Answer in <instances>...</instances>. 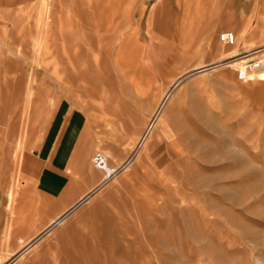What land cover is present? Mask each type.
Here are the masks:
<instances>
[{
  "label": "rangeland",
  "instance_id": "obj_1",
  "mask_svg": "<svg viewBox=\"0 0 264 264\" xmlns=\"http://www.w3.org/2000/svg\"><path fill=\"white\" fill-rule=\"evenodd\" d=\"M42 1L0 0V264H264V83L239 82L230 68L183 81L159 142L145 147L136 144L151 111L144 109V91L149 95L159 83L158 74L148 66L149 50L157 52L162 38L167 44L164 56L176 49L187 56L195 51L179 68L167 67L163 82L173 74L211 64L218 54L209 51L208 41L225 46L217 34L233 31L237 17L248 20V25L255 19L256 25L264 0L252 2L247 15L243 4L248 0H45L46 14H42L46 7ZM254 3L259 7L252 17ZM115 4L122 8L113 18L117 38L113 49L109 54L88 53L82 71H74L65 54L69 41L89 48L87 34L92 47L100 46L109 34L107 18L114 6L118 10ZM210 17L214 20L196 34V28ZM39 20L47 23L40 53L32 48L41 32ZM244 40L238 37L237 56L232 60L259 45ZM138 78L144 79L145 87L134 85L138 92L134 93L124 80L138 83ZM118 100L134 104L137 110L143 108L139 117L131 113L124 122L116 120V132L102 115L104 103L107 110L118 109ZM88 106L86 116L96 143L87 155L86 168L95 176L63 179L60 159L51 157L55 151L32 148L53 109L75 112ZM199 114L209 116L214 127L204 125ZM135 125L140 127L137 134ZM226 149L238 150L243 158H228ZM97 150L108 157L110 169L120 167L135 153L138 157L91 202L83 204L77 215L18 252L102 181L103 172L91 164ZM14 157L18 158L16 186L20 188V182L30 177H34L33 187L46 195L56 194L66 180L70 184L68 192L48 205L27 231H13L8 248H3ZM33 199L37 201L38 195ZM19 239L24 243L19 244ZM16 252L19 256L11 255Z\"/></svg>",
  "mask_w": 264,
  "mask_h": 264
},
{
  "label": "bare ground",
  "instance_id": "obj_2",
  "mask_svg": "<svg viewBox=\"0 0 264 264\" xmlns=\"http://www.w3.org/2000/svg\"><path fill=\"white\" fill-rule=\"evenodd\" d=\"M42 2H43V5L44 6L46 4V7H44V13L42 11V14H46L47 1L43 0ZM116 6L118 7V10H117V8H114L115 7L114 6L113 9L111 10L112 13L109 16L111 18H107V21H106L107 30L106 31H108L109 34L104 35L106 41L105 40L102 41V43H101L100 46H98V47H92L91 44L92 45H94V44L88 39L87 34L85 35V42H86L87 45L90 46L89 48L88 47L87 48L84 47L85 48L84 49V48L80 47L77 44V42L75 40H73V39H71V41H69V43H68L69 45L67 46L68 49L66 48L67 51L65 52V54L67 55L68 64L71 66V68L74 71H79V72L82 71V66L86 64L87 54L88 53H90V54L93 53L94 55L95 54H99V53L100 54L101 53L109 54L110 53V50L113 49V45H114V43H115V41L117 39L115 37V34H113V29H114V19L113 18H115V17L118 16V13H119L120 9L122 8L121 7L119 9L120 5H118V4ZM127 14H129V11L127 12ZM47 18H49V17H47ZM39 24L41 25V32L39 31L40 33L38 34V39L35 40V42L33 44V47H32L33 50H36L37 52H39V50L42 48L41 47V40L43 39L42 38V33H43V28H44V26L47 23L44 24L43 23V20H39ZM96 25H97V22H96ZM97 33H99V31ZM232 33L234 34V41H233V43L231 45H227V47H226V44H225V46L222 45V47L221 46L218 47L217 44H212L213 41L211 39L208 41L209 42V51L211 53H217L218 54L217 59L213 63L208 64V65H204L201 68H190L189 71H185L184 73H180L179 72L178 74H173V76L171 75L172 77H170L169 79H166V81H164V82H163V80H165L164 78H165V76H167V74H165L166 73V70H167V67L170 68V69H172V70H175V69L179 68L180 67V63L183 61V59L184 58H187V60H189V58H192L193 55H195V51H192L191 55L190 56H187V55H182L180 49L179 50L176 49L173 55H171V56H164V53H165L164 50L167 48V44H166V41L163 40L162 38L160 39V47L161 48H159V50L157 49L158 50L157 52L160 51L159 52L160 55L157 54V52L155 51L154 48L149 50L148 57H147V59H148L147 61H148V64H149L148 66H149V68L152 69L151 71L156 72L158 74L159 83H158L157 86H152V89L150 90V94L149 95H147V92L144 91V93H145V95H144L145 96V99H144V102H145L144 103V109L146 110L147 107H150L151 108V111H150V115H149L147 121L144 123L145 124L144 131L140 135L138 141L136 142L137 145L140 144L141 147H145L146 145L149 146V144H150V146H152L155 142H159V140H160L159 134L160 135L162 134L161 133V128L165 125L166 118L170 115V111H171L174 103L176 102V100L178 99V97H179V95L181 93L180 85L183 83V81L185 82L186 80H189V79L193 78L194 76L195 77L196 76L198 77L199 75H203L204 76L206 74L212 73L213 71L216 72V70H218L220 68L236 69V67L240 64V60L242 58L232 60L235 56H237L236 55V42H237V39H238L236 33H234V31ZM123 34L124 33H121L120 35L123 36ZM74 35H75V33H74ZM116 36H118V34H116ZM69 38H71V36ZM102 39H103V37H102ZM90 42H91V44H90ZM47 48H50V47L48 46ZM257 48H258L257 49L258 50L257 53L256 54H252L250 56L259 55V56H261V57L264 58V44L263 45H259ZM48 51H49V49H48ZM161 51H164L163 54H162V56H161ZM49 54H50V52H49ZM103 60H105V63H106V59H103ZM96 63L98 65V62L97 61H96ZM104 66H105V64H104ZM102 67H103V64H102ZM106 67H107V65H106ZM101 70H103V69H101ZM101 70H99V71H101ZM105 70H106V68H105ZM84 76H86V74H84ZM108 76H109V74H108ZM70 79H72V78L70 77ZM85 80L86 79L85 78L83 79V75H82L81 85L83 84V82H84V84H86V81ZM93 80H95V79H93ZM91 81H90V83H91ZM247 81L249 83H255V84H257V83H264V63H263V65H262V67L260 69L254 71L252 73V76H251L250 80H247ZM72 83H73V81H72ZM82 87H83V85H82ZM189 87L192 88V87H194V85L193 84H190ZM84 88H83V90H84L83 92H87V90H85ZM148 89H150V88H148ZM158 91H159V94H158ZM27 102L28 103L30 102V92H28V94H27ZM104 105L106 106L105 108L107 110V105L105 103H104ZM104 105H103V107H104ZM130 114H131V112H130ZM142 115H141V117H142ZM136 116H132L131 115L130 117H136ZM138 117H136V118L139 119ZM197 117L207 127H214V124L215 123L213 124V122L211 121V118L209 116L199 114V115H197ZM119 120L121 121V119H119ZM137 121H134V122H137ZM140 124H142V122H140L139 125ZM130 125H131V123H130ZM118 126L120 127V125H118ZM135 126H134L133 132H134V134H137L138 133V128L140 130V127H138V126L135 127ZM141 128H142V125H141ZM132 135H133V133H132ZM164 136H165V134H164ZM18 144H19V142H18ZM19 154H17V157H18ZM135 155L136 156L134 158L131 157V156L128 157L127 160L125 162H123L122 165H120V167L118 166L119 171L115 175H117L119 172H125V171H127L133 165V162L135 160H137L136 158L138 157V154L135 153ZM149 155H150V157L152 156L151 154H149ZM224 155L227 156L228 158H234V159H239V160H241L243 158V155H241L238 152V150H235V149H231V150L230 149H226L225 152H224ZM17 157H14V158H16L15 159L16 160V162H15V166H16L15 167V175L13 174L14 177H15V178H13L14 181L12 179V181L14 183L12 185V188H11V186L8 187V188H10V190H8V192H7L8 193L7 194V206L5 204L6 209L8 211V218H7V222H6L7 225H6L5 231L3 230L4 232H2V233H4V236H3L4 238L2 237L4 239V244H3L4 247L3 248L7 247V244L9 245V241L11 240V236H12V232L13 231L16 234L17 233L18 234H23L25 231H27L26 229L27 228H30L31 227L30 225L33 224L34 222H36L38 220V217L41 216V214L43 213L44 209L48 205H50L56 198L60 197V195L65 190H66V192H68L67 191V188L69 187V184H70L69 183L70 181L68 182V180H66L64 182L65 184L64 183L61 184L60 191H57L56 194L54 193L52 195H46V194L41 193V191L40 192L37 191L36 188L33 187V182L32 181H33V178L34 177L33 178L30 177V179H29L28 182L21 181L20 184L23 187L20 188L19 186H16L17 183L19 182V181H17V177L19 175L18 174V169L19 168H18V163H17L18 162L17 161V159H18ZM105 157H106V166H107L108 170L111 171V170L117 169V168H115V169L111 168L110 169L109 168L110 166H108V164H109L108 163V157L107 156H105ZM20 167H21V164H20ZM88 174L91 175L90 177H94L95 176L94 175L95 173L92 170H90V169L88 170ZM103 175H104V172H103ZM115 175L110 179L111 181L115 177ZM49 179L54 180L53 177L52 178H49ZM56 179H58V178H56ZM106 183L99 182L98 184H96L92 188V190L89 191V192H92V194L88 193V194H90L89 196H86L85 198H83V197L81 198L80 197L81 199L76 200V202H74L73 204H71V206H69L61 214H59L52 221H50L49 224L47 226H45L39 234L37 233L33 239H31L30 241H28L27 243H25L24 246L18 252L24 251L29 245H32L31 243L33 241H35L41 234H43L45 232H52L58 226L64 224L70 217H72L73 214H76V211H78V209L81 208L83 204H86L89 201L91 202V199L94 198L97 195V193H99L100 191L104 190L105 189L104 187H105V184ZM108 183H107L106 186H108ZM85 194H84V196H85ZM36 195H38V200L37 201H35L33 199V197L36 196ZM18 243L19 244H23L24 242L21 239H19L18 240ZM18 252H16L15 254H11V255L12 256H15L16 254H18ZM16 256H19V255H16ZM1 257L2 256H0V258ZM5 257H7V256H5Z\"/></svg>",
  "mask_w": 264,
  "mask_h": 264
},
{
  "label": "crops",
  "instance_id": "obj_3",
  "mask_svg": "<svg viewBox=\"0 0 264 264\" xmlns=\"http://www.w3.org/2000/svg\"><path fill=\"white\" fill-rule=\"evenodd\" d=\"M258 1L259 0H248V4H243L244 13L247 15L246 12L247 8L251 5L252 2H258ZM258 7L259 4L257 3L253 4V14L251 15L252 17L257 16L256 13ZM262 9H263V13L261 17L257 18L258 21L256 25H255V19H251L248 25L247 24L248 20L245 21V18L240 19V17H237V22L232 25V30L235 31L234 33H236L237 38L244 37L245 38L244 41L254 40L256 42H259V45L264 44V4H262ZM210 20L213 21L214 18L211 19L210 17L209 21H207L203 26H200L197 23L199 27L196 28V34H199L201 28L203 29L207 28L208 25L206 24L210 22ZM228 20L230 19L228 18ZM228 22L229 21L225 23L227 24ZM229 25L230 24H228V27ZM213 27L214 26L212 25V30ZM239 49H240L239 51L242 50L241 48ZM124 82L125 85L129 87L130 91L134 93H138L135 91L134 85L138 84L141 88L145 87V81L143 78H138V80L136 81L138 83L126 79L124 80ZM141 95L143 97V94ZM131 102L133 103V101ZM116 104L119 107L118 109H108V111L106 110L104 113L105 115H102V117L103 118L106 117L105 119L108 120H106L105 123H109L113 128H115L117 132L118 130L116 129V120L119 119L123 120L124 118H126V116L130 115V112L135 113L137 114V116H139L141 112V107L140 109L137 110L135 109L134 104L132 106H129L128 104L125 105L121 100H118ZM90 107L91 106H88L85 107L83 110H76L75 112L73 110H69V109L66 110L63 108L53 109V111H51L49 116L47 115L44 128L42 132H40L39 138L37 139L36 144L32 148L36 152H40L48 149H52L53 151H55L54 153H52L51 157L60 159V162L57 163L58 165H60L59 174L62 175L63 179L64 178L72 179V180L89 179L87 175L88 171L86 168L88 165L87 155L93 149L96 143L95 138L91 133V129H92L91 123L89 120H87V116H86V113L89 112ZM92 188H90L86 192L85 196L83 195L82 197L85 198L86 196L92 194V192H89L92 190Z\"/></svg>",
  "mask_w": 264,
  "mask_h": 264
},
{
  "label": "built area",
  "instance_id": "obj_4",
  "mask_svg": "<svg viewBox=\"0 0 264 264\" xmlns=\"http://www.w3.org/2000/svg\"><path fill=\"white\" fill-rule=\"evenodd\" d=\"M217 38L220 42L226 45H231L234 41V34L232 31L224 29L218 32ZM257 49L258 48L239 54V56L243 57L240 60V64L234 70L235 79L237 81L245 82L250 80L252 73L262 67L264 63L263 57L259 55L250 56L252 54H256ZM91 164L95 169L104 172V177L101 183L108 182L119 171V168L109 171L106 166V157L101 151L98 150L93 152L91 156Z\"/></svg>",
  "mask_w": 264,
  "mask_h": 264
}]
</instances>
